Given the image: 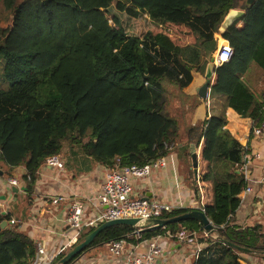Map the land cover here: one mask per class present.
Returning <instances> with one entry per match:
<instances>
[{
  "label": "trees",
  "instance_id": "trees-1",
  "mask_svg": "<svg viewBox=\"0 0 264 264\" xmlns=\"http://www.w3.org/2000/svg\"><path fill=\"white\" fill-rule=\"evenodd\" d=\"M4 6L11 19L0 27V77L10 87L0 89V170L24 166L27 191L46 159L67 150L113 169L118 159L121 166L153 163L168 154L164 142L174 141L190 161L189 144L167 110L165 85L183 91L194 72L204 75L218 49L216 34L229 42L233 55L215 68L211 94L227 97L228 106L256 127L264 121V100L244 80L251 63L264 72V0L247 5L244 16L223 32L233 0H4ZM145 16L154 29L131 33L125 20ZM167 28L184 31L193 44L181 45ZM226 125L223 115L203 123L199 177L191 168L187 181L196 197L198 184L202 187L201 204L218 235L263 253L259 227L229 224L248 185L241 168L251 150ZM10 219L0 211V226ZM139 229L109 227L88 249L118 240L136 245L168 234L205 235L196 220L138 235ZM199 242L204 246L194 264H242L243 255L254 256L212 236ZM37 261L27 234L9 223L1 228L0 264Z\"/></svg>",
  "mask_w": 264,
  "mask_h": 264
},
{
  "label": "crops",
  "instance_id": "crops-1",
  "mask_svg": "<svg viewBox=\"0 0 264 264\" xmlns=\"http://www.w3.org/2000/svg\"><path fill=\"white\" fill-rule=\"evenodd\" d=\"M246 6L247 0H233V9L235 10L246 12ZM216 37L218 42L219 38H222L221 34H216ZM212 58L206 73L203 75L194 72L193 83L182 91V95L185 97L195 99V105L188 104L189 117L181 119L180 123L186 122L184 129L180 128V123L177 121L179 133L189 144L188 152L191 153L192 146H195L199 154L197 141L203 123L212 115L226 117L225 128L243 146L249 147L251 150L249 154L251 159L242 173L252 188V193L241 198L240 207L230 217L229 224L239 226L241 229L259 227L260 232L264 234V135L259 137L254 135L255 121L250 118H242L234 109L230 108L227 97L212 95L210 88L208 99L200 96V88L208 80L207 73ZM214 78L215 73L212 84ZM244 80L258 100L262 102L264 100V72L251 63L249 70L244 75ZM171 116L170 114V118H172ZM197 127L198 130L190 132L191 129ZM177 144V150L168 156L166 168L153 172L150 177L134 181V193L136 197L166 201L176 206L178 210L196 209L201 204L202 198L196 197L195 190L186 179L187 173L182 171V163L186 160V151L178 150L179 143ZM59 156L64 163V169L57 170L43 165L33 184L32 191H27V182L24 180L27 170L24 166L13 169L4 167L0 170L2 172L0 174L2 205L9 211L11 219L23 223L20 230L34 242H43L52 257L67 241L68 231L65 218L72 201H79L86 205V217L88 218H94L102 210L98 203V196L101 193L107 171L110 169L94 162L86 155L74 154L70 150ZM8 178L18 179L20 186L11 187L8 185L6 183ZM197 189L203 193L200 184ZM53 195L68 196L69 201L54 206L51 204ZM205 237H207L206 233L186 240L162 235L152 240L159 242L166 249V264H194L198 247L204 246L199 240ZM149 241L138 244L136 251L145 252ZM259 255H243L242 264H264V258L261 257L264 254ZM83 258L84 256L75 264L121 263V260L111 256L108 250L90 260L84 261ZM38 264H47V259L39 260Z\"/></svg>",
  "mask_w": 264,
  "mask_h": 264
},
{
  "label": "built area",
  "instance_id": "built-area-1",
  "mask_svg": "<svg viewBox=\"0 0 264 264\" xmlns=\"http://www.w3.org/2000/svg\"><path fill=\"white\" fill-rule=\"evenodd\" d=\"M232 55L233 50L229 42L223 37L219 38V47L213 57L214 67H219L228 62L232 58ZM253 133L257 137L264 135V121L253 129ZM177 145V142L174 141L164 142L163 147L168 154L157 158L153 163L121 166L119 164L120 160L118 159L116 167L107 171L101 193L98 196V203L102 209L100 213L94 218H88L86 217V205L79 201H72L65 218L68 231L65 245H63L54 257H52L48 253V249L43 242H35L38 261L47 259V264H57L60 258L64 257L75 245L81 242V238L86 235V231H92L104 222L121 218H139L143 222H146L150 219L168 218L169 215L178 210L176 206L166 201L147 197H136L133 186L134 181L150 177L153 172L166 168L168 165V156L175 152V147L177 149ZM155 148L158 149L157 146H155ZM250 159L251 157L249 154L246 155V163L241 168L243 172ZM44 166L57 170L64 169V163L59 155L48 157ZM25 175L28 176V173L26 172ZM197 177H199V173ZM27 180L30 181L29 176ZM6 183L11 187L20 186V182L16 178H8ZM251 193L252 188L247 185L240 197L245 198ZM65 201H69L68 196L53 195L51 197V204L54 206ZM2 204L3 203L0 201L1 213L9 214V211ZM196 209H203L205 211L202 204ZM7 222L10 225L18 226V229L23 227V223L16 219H10V221ZM168 236L174 238L172 234H168ZM195 236L196 235H193L192 238ZM178 237L184 240L189 238V236L184 233L180 234ZM138 246V244H131L126 240H118L109 243L106 247L111 256L121 260L120 264H166V249L159 242L151 239L148 242V248L145 252L136 251ZM202 249L203 246L198 247L197 256Z\"/></svg>",
  "mask_w": 264,
  "mask_h": 264
},
{
  "label": "water",
  "instance_id": "water-1",
  "mask_svg": "<svg viewBox=\"0 0 264 264\" xmlns=\"http://www.w3.org/2000/svg\"><path fill=\"white\" fill-rule=\"evenodd\" d=\"M255 2H256V0H247V5H252ZM245 13H246L245 11L232 9L229 12V14L226 16L220 31L223 32L227 28L232 26L234 24V22L241 19ZM213 60H214V58H212L211 63H210L209 68H208V73H207L208 80L200 88V91H199L200 96L204 99H208L209 88L211 89V86H212V78H213L214 70H215V67L213 65ZM191 159H192V167H193L196 175H198L199 157H198V153H197L195 146H192ZM0 174H2V172H0ZM198 196H199V198H202V192L200 190L198 191ZM187 220L199 221L203 225L204 231L207 234V236H212V237L214 236L216 239H218L222 242H225L226 244H229L231 247H234L235 249H237L240 252L250 254V255L264 254V252L258 253V252H255L253 250H250V249H247L244 247H240V246H238L234 243H231L227 240H224L220 235L217 234L218 228L212 224V222L207 217V215L203 209H192L189 212H185L183 214H180V215H177L174 217H169V218H164V219H150V220H147L146 222H143L139 218H121V219L110 220V221L104 222L103 224H101L100 226L95 228L93 231H91L89 234H87L83 238V240L80 243H78L77 245H75L72 248V250H70L64 257H62L58 261L57 264H75L78 260H80L84 256L85 252H87L88 250L94 249V247L89 248V249H88V247L94 242L96 237L101 232H103L104 230H106L109 227H112L115 225L134 226V227L140 228L135 233L136 234H142L145 232L165 228L168 225L176 223V222L187 221ZM7 225H8V222L4 221L0 226V230H1V228L5 227Z\"/></svg>",
  "mask_w": 264,
  "mask_h": 264
},
{
  "label": "rangeland",
  "instance_id": "rangeland-1",
  "mask_svg": "<svg viewBox=\"0 0 264 264\" xmlns=\"http://www.w3.org/2000/svg\"><path fill=\"white\" fill-rule=\"evenodd\" d=\"M10 19H11L10 14L5 9L4 6V0H0V27L5 26L7 23H9ZM125 24H127L131 33H136V34H140L149 29H154V25L149 20H147L146 16L145 18L139 20H125ZM167 31H169V33H171L176 39V41L179 42L181 45L193 44L192 43L193 39L190 36H187L184 31H180L179 29L176 28H167ZM9 87L10 84L4 81L0 77V89L7 90ZM165 89H166V96L168 99L167 110L169 112V116L170 114L172 115L171 119L175 120L176 122L178 121L179 123L181 122V119L183 117L187 119L189 117V113H188L189 107L187 106L188 104L189 105L192 104L191 106H194L195 99H190L185 97L184 95H182V91L174 85L166 84ZM185 126H186V122L180 123L181 129L182 128L184 129ZM175 150H177L176 147ZM182 166H183L182 171L187 173L186 179L187 177H191L193 173V171H191V168H193L192 159L190 161L186 160V162H183ZM106 248L107 247L105 246H101L88 250L84 254V258H83L84 261L88 259L90 260L92 258H96L100 254H104L105 252H107Z\"/></svg>",
  "mask_w": 264,
  "mask_h": 264
}]
</instances>
